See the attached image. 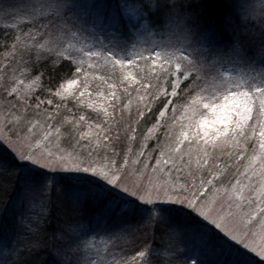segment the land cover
I'll list each match as a JSON object with an SVG mask.
<instances>
[{"label": "snow or ice", "instance_id": "1", "mask_svg": "<svg viewBox=\"0 0 264 264\" xmlns=\"http://www.w3.org/2000/svg\"><path fill=\"white\" fill-rule=\"evenodd\" d=\"M262 121L264 0H0V264H264Z\"/></svg>", "mask_w": 264, "mask_h": 264}, {"label": "rangeland", "instance_id": "2", "mask_svg": "<svg viewBox=\"0 0 264 264\" xmlns=\"http://www.w3.org/2000/svg\"><path fill=\"white\" fill-rule=\"evenodd\" d=\"M23 71V70H22ZM112 84H115L116 87L113 89L111 87ZM112 91H117L119 94L117 95V97H121L122 93H123V86L120 84L119 81H117L111 73L110 69H94L92 71V73L89 75V92L92 93L91 97H85L82 98L83 102L80 104L81 106H84V109L87 108V110H89V112H91L92 114H89V116H95L96 114V110L94 107H88L87 105L89 103H91L94 106H99L101 104L104 105V107L109 108V102H118V101H112L111 100V92ZM98 93H103V96L98 95ZM117 94V93H116ZM105 97L108 98V101L105 100ZM69 104L71 103H76L75 100H66ZM130 103H135L134 101H131ZM79 105V106H80ZM239 106V105H238ZM244 109L242 108V111ZM73 112V111H72ZM79 113V112H77ZM126 114H127V110H126ZM257 112L254 110L253 111V121L252 123L255 124L256 120H257ZM86 117H88V115H86ZM68 120H72L73 116L72 114L68 117H65ZM264 122V121H262ZM174 123V122H173ZM61 131H63V129H61ZM85 131V130H84ZM176 131H179V127L177 126ZM188 142H185V145L187 146ZM250 147L252 148H257L258 149V142H254L253 144L250 145Z\"/></svg>", "mask_w": 264, "mask_h": 264}, {"label": "trees", "instance_id": "3", "mask_svg": "<svg viewBox=\"0 0 264 264\" xmlns=\"http://www.w3.org/2000/svg\"><path fill=\"white\" fill-rule=\"evenodd\" d=\"M116 93H117V95L119 94L117 91H116ZM64 103L67 105V108L63 110V112L65 113V117H68V116H70L72 114L73 119H78V116H74L73 115V113H77V112H79L80 115H85V116L86 115L89 116V114H92L91 112H89V110H87V108L84 109V106L80 105L78 107H73L76 103H71L69 105L67 104L68 103L67 101H64ZM69 110H71V111H69ZM81 126L84 128L85 131H88L86 124L85 125H81Z\"/></svg>", "mask_w": 264, "mask_h": 264}]
</instances>
